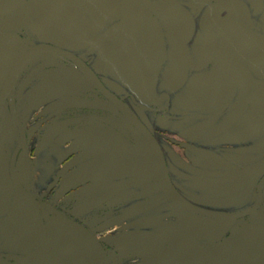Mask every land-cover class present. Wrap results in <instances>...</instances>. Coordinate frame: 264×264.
<instances>
[{
	"label": "flooded vegetation",
	"instance_id": "obj_1",
	"mask_svg": "<svg viewBox=\"0 0 264 264\" xmlns=\"http://www.w3.org/2000/svg\"><path fill=\"white\" fill-rule=\"evenodd\" d=\"M91 75L153 135L182 199L231 220L178 205L152 150L111 158V133L124 149L126 128L142 136ZM1 100L0 264L38 255L42 211L24 194L51 214L31 193V160L51 141L68 147L59 188L87 179L71 204L108 264H264V0H0ZM111 164L126 172L111 176ZM125 226L126 238L96 240Z\"/></svg>",
	"mask_w": 264,
	"mask_h": 264
},
{
	"label": "rangeland",
	"instance_id": "obj_2",
	"mask_svg": "<svg viewBox=\"0 0 264 264\" xmlns=\"http://www.w3.org/2000/svg\"><path fill=\"white\" fill-rule=\"evenodd\" d=\"M174 12L175 14L179 13L177 10H174ZM222 27H223V32H231L229 27H225V26H222ZM226 28L229 31H227ZM174 60L175 61L177 60V53H175L174 55ZM126 77H129V75L125 76V78ZM139 84L140 82L139 83H136V82L128 83L127 82L126 84H120V85L122 88H127L128 90L132 89L133 91H136L140 89ZM143 85H145V88H146L147 85L145 83L144 84L142 83L141 87ZM115 89L119 91L118 88H115ZM46 104H48V105H45L46 109L55 107L54 103H46ZM42 106H43L42 107L43 109L44 105L42 104ZM110 122H111V125H117V122H119V118L115 117L114 114H112ZM160 124L166 125L162 121L160 122ZM118 133H111V142H112L111 150H110L111 158L112 157L123 158L124 156L127 159L129 158L136 159L140 156L145 157V158L147 157L150 158L154 156L151 149L145 143V141L142 138H140V136L136 132L128 128H126V131H124V133H121V135L123 136V139L125 138L124 140L126 141V144L129 145L131 149L120 148L121 146H119L120 145L119 142H114V140H118L119 138L116 135L120 136V134ZM157 136H159V138L162 139L163 144H165L167 140L166 132H160L157 134ZM56 143L57 142L51 141L49 142V144H46L44 148H42V158L40 160L38 159L31 160L34 166L33 171H32L33 178L31 181V186H32L31 193L34 197L38 198L39 200L45 203L47 208L50 210L51 214L57 217H64L74 223H76L74 219H77L80 223L83 224L84 226L83 228L85 227L87 228L88 227L87 222H86L87 215L85 214V212H79L73 209L76 206L74 203L71 204V201H72L71 197H73V195L70 194V193H73L75 186H80L83 183H86L85 180L87 179L78 180L75 182L76 184H72L71 180L65 181L63 180L64 178H62L63 183L65 182L64 184H69V185L64 186L63 190L59 188L60 181L58 182L59 180L58 178H59V171H60L61 163L59 161L58 156L60 152L66 151L68 147H65L62 145L60 147ZM164 147H165L164 150L166 152V150H168L167 144H165ZM39 154L37 151L36 157H39L40 156ZM118 168L119 166L111 164V176L115 174L117 175L122 172H126V170L122 171V170H118ZM131 171H133V169L132 170L127 169V172H131ZM111 181H112V178H111ZM101 182H102L101 179L95 180V184L101 183ZM95 192L96 194H94V197L100 193L99 191H95ZM92 198L93 196H91V194L89 196L85 195L84 197L78 198L76 204L80 206L83 202H85V200H86L85 203H88ZM65 209H68L69 212H67ZM95 213H97V211ZM104 219L105 217L96 220L92 226H96L97 224L101 223ZM127 228L128 226H125L120 229H110V230H105L102 232H95V235L98 238L96 240L98 242H101L104 237H110V236L112 238H119V237L126 238V236L129 235V232L123 233V231L126 230ZM120 232L122 233L121 236L116 235L117 233H120ZM70 235L71 234H69V236ZM41 240L39 241L38 239L35 243H33L34 240H32V244H34L32 245V249H31L32 254L34 253L39 254V252H41L47 244L48 234H47V228H46L43 218H42V239ZM73 242H76V243L74 244ZM81 251L85 252V254L88 256V259L90 261L91 259H93L92 255L89 252V249L87 248L84 242H82L78 237H76L75 239H72L70 237L67 238L65 234L62 232V230L57 228L55 230L53 246L50 252L48 253V255L44 259H41L40 261H37V262H32L30 264H89V261L83 257V255L81 254L82 253Z\"/></svg>",
	"mask_w": 264,
	"mask_h": 264
},
{
	"label": "water",
	"instance_id": "obj_3",
	"mask_svg": "<svg viewBox=\"0 0 264 264\" xmlns=\"http://www.w3.org/2000/svg\"><path fill=\"white\" fill-rule=\"evenodd\" d=\"M27 58L22 59L19 61L12 72V75L8 81V84L6 85L9 87L10 82L13 81L16 74L18 73L21 65L26 61ZM92 79L95 80V86L102 92V94L120 111V113L123 115L125 120L129 125H131L146 141L148 146L151 148V150L154 152L155 156L158 158L160 168H161V178L165 189L170 194V196L175 200V202L180 205L181 207H184L185 209L201 214L204 216H207L209 218H218V219H227L231 220V215H220V214H213L209 212H203L201 210H198L197 208L189 205L187 202H185L182 197L173 189L172 185L170 184V181L168 179L167 170L164 164V158L162 151L156 142L153 135L148 131V129L135 117V115L124 105L122 102H120L118 99H116L112 94L102 89L97 79L91 75ZM2 101H0V109L2 105ZM1 141V139H0ZM2 142V141H1ZM1 143H0V153H1ZM24 197L30 201L32 204H34L37 208H39L42 211V217L46 221V228H47V234H48V240L45 248L42 250V252L38 255L28 256L24 257L22 259H19V257H15L14 260L20 261V262H27L32 263L39 261L40 259H44L50 250L52 249L53 242H54V236H55V230L57 228L61 229L62 232L65 234V236L68 238L75 239L78 237L82 242L85 243L87 248L89 249L90 254L92 255L91 261L88 259V256L85 254V252L81 251L83 257L89 261V264H108V261L106 259V256L104 255L102 249L98 245V243L94 240V238L80 225L69 221L68 219L64 217H57L55 215H51L43 206L41 207L38 203H36L32 198H30L28 195L24 194ZM126 217H121L115 220L110 221L105 227H110L114 225L118 221H124ZM69 234H71L69 236ZM74 244L76 242H73ZM227 264H235L233 262H229Z\"/></svg>",
	"mask_w": 264,
	"mask_h": 264
},
{
	"label": "bare ground",
	"instance_id": "obj_4",
	"mask_svg": "<svg viewBox=\"0 0 264 264\" xmlns=\"http://www.w3.org/2000/svg\"><path fill=\"white\" fill-rule=\"evenodd\" d=\"M117 228V227H116ZM115 227L113 229H116Z\"/></svg>",
	"mask_w": 264,
	"mask_h": 264
}]
</instances>
